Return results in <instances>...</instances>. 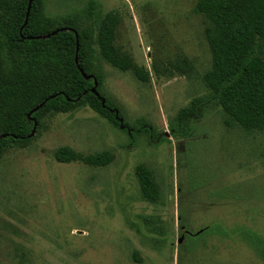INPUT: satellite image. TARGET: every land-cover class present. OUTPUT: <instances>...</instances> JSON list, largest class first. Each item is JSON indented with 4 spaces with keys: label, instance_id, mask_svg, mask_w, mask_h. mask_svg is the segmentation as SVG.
<instances>
[{
    "label": "rangeland",
    "instance_id": "1",
    "mask_svg": "<svg viewBox=\"0 0 264 264\" xmlns=\"http://www.w3.org/2000/svg\"><path fill=\"white\" fill-rule=\"evenodd\" d=\"M40 1L50 27L78 32L89 73L124 122L143 118L168 140L152 146L141 137L126 149L127 137L88 106L46 112L33 140L0 157V264H264L245 243L212 235L178 252L181 234L212 223L264 238V130L228 127L214 105L186 136L170 133L182 110L211 93L208 23L193 11L199 0ZM105 24L146 81L102 57ZM60 148L113 159L106 166L60 163ZM138 165L153 173L158 204L142 199ZM139 216L162 220L166 240L153 247L132 230L128 222Z\"/></svg>",
    "mask_w": 264,
    "mask_h": 264
},
{
    "label": "trees",
    "instance_id": "2",
    "mask_svg": "<svg viewBox=\"0 0 264 264\" xmlns=\"http://www.w3.org/2000/svg\"><path fill=\"white\" fill-rule=\"evenodd\" d=\"M193 11L208 23L205 35L212 65L204 80L211 93L180 112L170 123L171 136H186L190 122L199 121L204 110L214 105L221 107L226 126L264 130V0H199ZM98 42L111 66L148 79L114 46L113 25L101 27ZM77 106H88L112 122L127 137L126 149L141 137L152 146L168 140L157 136L143 118L133 125L124 122L118 108L100 92L98 78L89 73L83 41L73 27H50L40 0H0V157L9 148L33 140L46 112H67ZM54 156L60 163L82 161L95 166H106L113 159L110 153L84 158L68 148H60ZM135 176L142 199L158 204L160 189L153 173L138 165ZM128 226L153 247L169 234L163 221L153 217L139 216ZM204 235L245 243L264 262L262 236L247 227L228 228L221 223L184 233L179 255L193 249ZM134 259L140 261L137 255Z\"/></svg>",
    "mask_w": 264,
    "mask_h": 264
},
{
    "label": "water",
    "instance_id": "3",
    "mask_svg": "<svg viewBox=\"0 0 264 264\" xmlns=\"http://www.w3.org/2000/svg\"><path fill=\"white\" fill-rule=\"evenodd\" d=\"M187 234H191L190 232H186ZM183 239V234H181V239H179V242H181Z\"/></svg>",
    "mask_w": 264,
    "mask_h": 264
}]
</instances>
